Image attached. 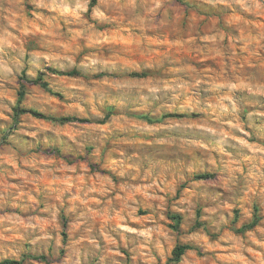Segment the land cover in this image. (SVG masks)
Here are the masks:
<instances>
[{
	"label": "rangeland",
	"instance_id": "obj_1",
	"mask_svg": "<svg viewBox=\"0 0 264 264\" xmlns=\"http://www.w3.org/2000/svg\"><path fill=\"white\" fill-rule=\"evenodd\" d=\"M185 1L0 0V260L264 264V0Z\"/></svg>",
	"mask_w": 264,
	"mask_h": 264
},
{
	"label": "trees",
	"instance_id": "obj_2",
	"mask_svg": "<svg viewBox=\"0 0 264 264\" xmlns=\"http://www.w3.org/2000/svg\"><path fill=\"white\" fill-rule=\"evenodd\" d=\"M182 3L186 4L188 2H186L185 0H179ZM48 71L53 73V74H57V75H63V76H78V75H83V73L78 70V69H71V70H57V69H53V68H48ZM44 73L40 72L36 78L34 79H30L27 76H25V73L22 74L21 77V82H20V89L18 91V101L20 102L24 95H25V83L26 82H32L33 84H38L39 86L43 87L44 89H46L47 91H51L48 82L45 80L44 78ZM136 76H145L147 75L146 72H142V73H138V74H134ZM23 113H29L35 117L38 118H44L47 120H51V121H55V122H59V123H67V122H73V121H81L79 118L73 117V116H48L45 114H42L40 112L34 111V110H27L22 108L20 105L15 106L14 108V116L18 117L19 115L23 114ZM165 116H181V114H165ZM197 179H209L213 177L212 173H201V174H197L195 176ZM171 219L174 221L173 224V228L175 230H179V224L181 222V216L179 214H171L170 215ZM258 222V216L255 213L253 216L252 221L247 224V228H251L254 225H256ZM63 227L65 228V223L63 224ZM63 236L65 237V232H63ZM193 248L190 245L187 244H177L174 246V248L171 251V256L168 258L167 263L166 264H175L177 262L180 261L181 257L183 256V254L185 253L186 250ZM40 259L42 261L47 262V258L45 255H39V256H33V255H23L20 259H4V260H0V264H23L24 261L26 259Z\"/></svg>",
	"mask_w": 264,
	"mask_h": 264
}]
</instances>
